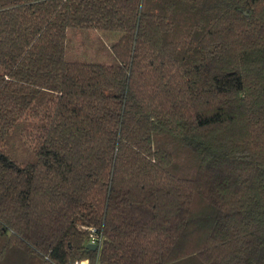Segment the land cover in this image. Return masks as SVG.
<instances>
[{"label": "trees", "instance_id": "obj_1", "mask_svg": "<svg viewBox=\"0 0 264 264\" xmlns=\"http://www.w3.org/2000/svg\"><path fill=\"white\" fill-rule=\"evenodd\" d=\"M82 261L264 264V0H0V264Z\"/></svg>", "mask_w": 264, "mask_h": 264}, {"label": "rangeland", "instance_id": "obj_2", "mask_svg": "<svg viewBox=\"0 0 264 264\" xmlns=\"http://www.w3.org/2000/svg\"><path fill=\"white\" fill-rule=\"evenodd\" d=\"M66 35V61L117 64L110 47L120 39L122 33L70 28L67 30Z\"/></svg>", "mask_w": 264, "mask_h": 264}, {"label": "water", "instance_id": "obj_3", "mask_svg": "<svg viewBox=\"0 0 264 264\" xmlns=\"http://www.w3.org/2000/svg\"><path fill=\"white\" fill-rule=\"evenodd\" d=\"M87 247L92 249V250L96 249V245L95 244H88Z\"/></svg>", "mask_w": 264, "mask_h": 264}, {"label": "built area", "instance_id": "obj_4", "mask_svg": "<svg viewBox=\"0 0 264 264\" xmlns=\"http://www.w3.org/2000/svg\"><path fill=\"white\" fill-rule=\"evenodd\" d=\"M93 239H94V238H93ZM91 243H95V241L92 240ZM79 264H88V261H82V262H80Z\"/></svg>", "mask_w": 264, "mask_h": 264}]
</instances>
